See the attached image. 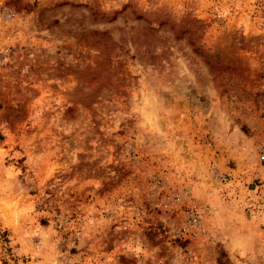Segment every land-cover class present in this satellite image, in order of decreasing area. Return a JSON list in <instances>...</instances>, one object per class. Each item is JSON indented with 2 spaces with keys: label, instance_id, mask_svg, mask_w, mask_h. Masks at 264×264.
I'll use <instances>...</instances> for the list:
<instances>
[{
  "label": "rangeland",
  "instance_id": "obj_1",
  "mask_svg": "<svg viewBox=\"0 0 264 264\" xmlns=\"http://www.w3.org/2000/svg\"><path fill=\"white\" fill-rule=\"evenodd\" d=\"M0 264H264V0H0Z\"/></svg>",
  "mask_w": 264,
  "mask_h": 264
}]
</instances>
